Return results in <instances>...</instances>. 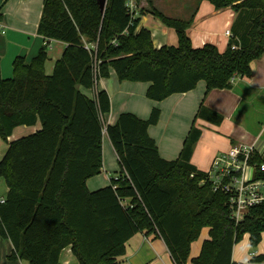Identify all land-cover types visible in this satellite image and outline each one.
<instances>
[{"label":"trees","instance_id":"obj_1","mask_svg":"<svg viewBox=\"0 0 264 264\" xmlns=\"http://www.w3.org/2000/svg\"><path fill=\"white\" fill-rule=\"evenodd\" d=\"M206 1L236 14L224 52L209 43L192 45L188 29L194 14L168 17L150 0L142 15L174 29L176 46L156 48L150 31H137L140 20L129 13L126 0H106L104 12L98 0H43L37 34L66 44L52 74L45 72L48 44L31 62L16 57L12 78L0 72V137L8 145L0 162V178L8 187L0 204V237L13 246L10 260L60 264L62 251L71 247L79 264H119L137 233L161 238L174 264H236L233 249L246 234L252 249L260 244L264 203L236 223L229 196L202 183L205 172L191 163L200 129L193 124L178 159L168 161L148 134L160 119L159 108L147 120L123 113L106 126L108 93L90 97L82 91L94 89L112 70L120 82L150 83L146 97L155 102L188 93L200 81L209 93L232 90L236 77H251L252 63L264 55V0ZM196 119L215 126L223 122L203 104ZM37 122L40 131L8 143L15 128ZM105 134L121 174L110 186L90 192L86 182L101 173ZM261 162L255 155L250 163ZM256 179H264V172L258 170ZM204 229L209 239L189 261L191 244ZM252 262H264V254Z\"/></svg>","mask_w":264,"mask_h":264},{"label":"crops","instance_id":"obj_2","mask_svg":"<svg viewBox=\"0 0 264 264\" xmlns=\"http://www.w3.org/2000/svg\"><path fill=\"white\" fill-rule=\"evenodd\" d=\"M198 1L150 0L155 8L168 17L179 18L177 15H181L183 16L181 19H188L194 14V22L188 29L192 45L199 48L209 43L216 46L220 52H224L229 38L223 37V33L227 29L231 31L236 19L235 12L231 8L216 10L208 1ZM136 4L138 9L135 12V18L140 20L137 31L143 28L150 31L156 48L165 45L176 46L178 38L174 29L164 26L160 20L154 18L151 14L142 15L143 10L150 9L148 0H136ZM42 8L43 0H0V72L2 78L10 79L13 77V61L16 57H24L26 62H31L46 44L49 45L45 63L47 75L52 74L55 63L63 55L66 44L54 40L46 41L37 34ZM172 13L176 15H172ZM149 86L150 83L120 82L112 70L110 77L100 79L94 89H82V91L90 97H94L101 90L108 93L111 110L110 114L104 118L106 126L114 125L119 115L123 113H130L141 120H147L152 110L159 108L161 112L160 119L156 125L148 129V134L155 141L160 157L168 161H174L178 159L188 132L194 122L197 121L196 113L201 104L224 114V121L220 126L201 120L202 124L198 125L201 128H206V126L218 130L226 128L225 121L232 118V114L235 113L242 100L262 99L263 104L260 109L264 112V55L260 60L252 63L251 77H236L234 79L233 89L228 90L236 97V103L232 107H228V104L216 105L212 103L210 98L212 93L227 90H212V92L206 93V84L203 81H200L194 90L184 94L172 95L162 102H155L146 97ZM262 116L260 114L258 117L261 118ZM259 124L261 125L258 128H262V123ZM249 128L252 127L249 126ZM40 129V122H37L34 126H19L14 129L12 135L8 138V143L34 134ZM225 140L226 151L227 148L240 144L246 146L257 145L259 149L264 150V128L242 136L225 135ZM199 142L195 146L191 163L198 170L207 172L212 162L224 155L226 151L218 153V151L209 147L201 156L198 154ZM7 149L8 145L6 143L3 155H0V162L4 158ZM102 161L101 173L86 182L90 192L110 186L112 180H118L121 174L119 159L106 134L102 143ZM7 194L8 187L5 180H0V200H5ZM204 231L206 232L204 241H206L209 239V229H204ZM204 241L200 245V250ZM164 250L169 254L166 244L161 238L155 235L148 236L144 233H137L126 243V252L119 259V264H148L158 259ZM12 252L11 242L0 237V264H28L20 259L10 260L9 256ZM262 254H264V234L260 244L255 249L251 248L249 235L246 234L242 241L235 245L232 260L236 264H264V262H252L253 257ZM195 257L190 258L189 261ZM60 264H79L71 251V247H67L62 251Z\"/></svg>","mask_w":264,"mask_h":264},{"label":"built area","instance_id":"obj_3","mask_svg":"<svg viewBox=\"0 0 264 264\" xmlns=\"http://www.w3.org/2000/svg\"><path fill=\"white\" fill-rule=\"evenodd\" d=\"M129 13L135 17L138 9L136 0H126ZM229 29L225 30L223 37L230 38ZM257 155L262 159L259 166L251 164ZM264 150L257 145H237L230 147L226 153L216 158L210 168L205 172L206 178L202 183H211L214 191L229 196V210L236 223L244 220L247 211L256 205L264 203V179H256L258 170L264 172ZM5 200H0V204Z\"/></svg>","mask_w":264,"mask_h":264},{"label":"rangeland","instance_id":"obj_4","mask_svg":"<svg viewBox=\"0 0 264 264\" xmlns=\"http://www.w3.org/2000/svg\"><path fill=\"white\" fill-rule=\"evenodd\" d=\"M172 15H176L173 14ZM177 17L182 18L183 16L177 15ZM212 92V91H211ZM207 95V94H206ZM211 102L216 105L228 104V107H232L236 103V97L230 91L224 92H215L210 95ZM210 102V99H209ZM263 101L262 99H247L242 100L239 104L238 108L235 110V113L232 114V118L225 121L226 128H222L220 130L207 127L201 128L198 125L202 124L201 119H196L197 121L194 122L195 127L200 128L202 130L201 140H199L198 144V154L203 155L207 151L209 147L215 149L216 151L223 152L226 151V140L225 135H233V136H242L247 133H253L257 130L264 128V112L260 107L262 106ZM206 106L205 104H203ZM224 119V114L218 112ZM263 115L259 118V115ZM224 121V120H223ZM262 123V128H258L259 123ZM251 126L252 128H249ZM257 127V128H256ZM222 130V131H221ZM216 138V139H215ZM6 148V141H4L0 137V155H3V151ZM230 149L227 148V151ZM264 156V155H263ZM0 180H4L0 178ZM206 232L200 234L199 238L191 244L190 251H189V258L195 257L199 254L200 245L204 241V237ZM124 264V263H122ZM148 264H173L169 254L165 252H161V256Z\"/></svg>","mask_w":264,"mask_h":264},{"label":"water","instance_id":"obj_5","mask_svg":"<svg viewBox=\"0 0 264 264\" xmlns=\"http://www.w3.org/2000/svg\"><path fill=\"white\" fill-rule=\"evenodd\" d=\"M98 4H99L102 12H104L105 7H106V0H98Z\"/></svg>","mask_w":264,"mask_h":264}]
</instances>
